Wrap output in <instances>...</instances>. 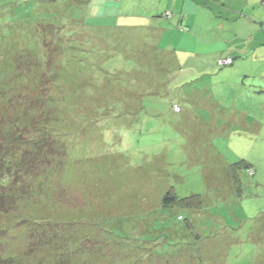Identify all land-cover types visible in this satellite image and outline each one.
<instances>
[{"label":"rangeland","instance_id":"374dc122","mask_svg":"<svg viewBox=\"0 0 264 264\" xmlns=\"http://www.w3.org/2000/svg\"><path fill=\"white\" fill-rule=\"evenodd\" d=\"M64 3L71 11L78 10L71 0H0V40L27 37L29 31L24 24L38 19L35 9ZM90 3L89 25L129 29L145 28L152 22L149 29L140 33L129 29L132 44L145 39L150 45L155 44L160 31L158 49L176 52L180 63L172 51L157 54L154 45L149 51L141 48L135 54L134 79L120 82L110 66L117 53L112 47L107 51L101 46L92 54L80 51L71 54L70 49L61 52L60 56L68 54L69 58L57 60H61L57 80L56 70L48 74L37 71L25 79L17 71L9 72L3 81L0 74V82H5L0 90L11 100L23 93L29 82H50V79L58 82L55 96L62 99L58 106L62 119L56 129L66 133L69 151L66 170L60 169L62 172L53 184L56 195L52 201H56V209L48 210L49 214L60 221H75L69 234L77 231L79 238L98 241L89 245V249L96 250L92 259L100 256L99 262L105 264L106 258L118 259L121 245L134 247L132 239L140 238L150 224L161 227L163 221L154 218L161 216L162 200L168 190L172 188L182 197L199 193L205 200L203 216H208L209 208L210 215H218L211 223L201 224V233L238 225L245 232L239 238L243 243L236 244L227 237L208 241L203 261L264 264V0ZM167 10L172 11L173 17L164 16ZM17 21H23L22 26L11 25ZM177 23L182 27L177 28ZM146 32L150 35L145 36ZM102 34L105 36L108 31L102 30ZM91 35L98 36L90 31ZM12 42L17 44L18 40ZM229 54L234 56V63L218 65V60ZM91 56L101 58V63L93 64V68L102 72L87 68V58ZM56 59L57 56L51 58V63ZM222 61L231 63L229 58ZM8 62L16 61L9 58ZM51 67L56 69L54 64ZM4 68L9 69L7 63ZM117 72L123 74L121 70ZM144 82H151L153 87V82H158L161 91L149 94L154 98H149L148 104L144 100L142 105ZM177 82L190 84L182 86ZM164 86L166 91L162 89ZM192 91L196 93L186 102V94ZM172 97L183 108L173 107L172 111L169 103ZM240 160L248 162L255 174L244 171V197L238 200L231 193L234 185L229 165ZM29 207L28 202L23 204L11 220L8 216L1 223L9 226L13 220H22ZM168 214L169 227L182 229L183 223L177 221L178 212L169 209ZM180 214L186 215L184 211ZM257 217L259 224H253ZM251 223L255 226L249 229ZM166 228L161 231V240L149 239L153 245L159 243L161 251L178 249L179 238L187 237H169ZM129 250L133 252L134 248Z\"/></svg>","mask_w":264,"mask_h":264},{"label":"trees","instance_id":"16d2710c","mask_svg":"<svg viewBox=\"0 0 264 264\" xmlns=\"http://www.w3.org/2000/svg\"><path fill=\"white\" fill-rule=\"evenodd\" d=\"M71 1L76 3L77 11H71L68 4L65 3L35 9L34 12L38 15V19L32 22L26 21L24 24L29 31L27 37L20 39L12 36V38L3 37L0 40L2 81L9 76V72L17 71L23 74V79H25L28 77L26 75L30 77L37 71H45V74H48L50 70H56L54 77L57 80L61 74L59 71L61 69L58 68L61 65V60L66 61L69 58L68 54L67 56H60L61 52L70 49L71 54H76V51L92 54L95 53V48L103 46L104 50L108 51L112 47L114 54L117 53L116 59L111 62V70L120 77V82H128L134 79L132 70L136 62L135 54L141 48L149 51V47L154 45L157 54L172 51L163 49L165 51L163 52L158 49L157 42L159 43V41L157 39H155L156 43L151 45L147 39L142 41H146V44L142 42L132 44L134 40L129 29L140 33L146 28L149 29L151 22L145 28L130 27L128 29L121 26L111 28L110 25L94 27L88 24L91 12L88 7L93 0ZM163 14L166 18L173 17L171 10H167ZM22 23L23 21H17L11 25L17 27L22 26ZM179 23L176 27L181 28L182 25ZM119 28H122V31ZM96 29L100 33H97ZM102 30L108 31V34L104 36ZM90 31L98 36H90ZM146 34L145 36L150 35L148 32ZM15 40H18L17 44L12 42ZM122 42V46H126L125 48L120 46ZM129 47L133 50H129ZM172 52L174 53V51ZM153 55L156 56V54ZM55 56L57 59L51 63V58ZM9 58L16 62L14 64L9 63ZM225 58H230L231 63L224 64L222 60ZM225 58H220L218 65L229 66L234 63L235 59H233L232 54ZM58 59L61 60L57 61ZM87 59V68L90 66L91 70L99 72L100 70L93 68V64H100L99 59L101 58L97 60L91 56ZM107 59L110 61V58ZM76 60L79 62L77 57ZM77 62L75 64H78ZM5 63L9 69L4 68ZM51 64L56 65V69L55 67L50 68ZM22 65L23 69H21ZM117 70L123 71V74L118 73ZM105 72L110 73L109 70ZM166 73L165 71L163 75L166 76ZM1 83L5 82H0V85ZM144 83L146 90L141 94L140 103L142 105L144 100H148V104L150 103L149 98H154L149 94L153 95L161 91L158 82H153L154 87L151 82ZM177 83L183 84L182 86L190 84V82ZM58 86V82H52L51 79L50 82H29V86L23 90V93L17 95L15 100L7 98L5 91L0 90V264H104L99 262L100 256H94L96 258L92 259L93 251L96 250L94 248L89 249V245L99 243L98 241L94 238H79L77 231L69 234L68 231H71L75 221L72 223L60 221L48 212V210L56 209L54 204L56 201H52L56 195V188L53 184L57 180L55 178L62 172L60 169L64 170L67 166L66 157L69 151L65 139L66 133H59L56 129L59 120L62 119L58 113V106L62 99H57L55 96ZM162 89L166 91V86ZM8 90H11V85H9ZM193 93L196 91L186 94V102H190V95ZM199 93L205 94L202 91ZM207 94L209 95V92ZM177 100L176 97L169 99L172 111L173 107L183 108V105ZM245 170L248 171L249 175L255 174V170L245 160L229 165V175L234 185V192L231 191V193H234L238 200L244 197ZM203 197L199 193H191V195L182 197L172 188L168 190L162 200L161 216L154 218L159 222L163 221L161 227L157 223L150 224L149 228L139 236L140 238L132 239L135 241L132 243L134 247L121 245L118 259L106 258L104 261L107 263L105 262V264H118V261L119 264H206L203 261L205 246L211 239L227 237L236 244L243 243L239 238H242L245 232H242L240 225L225 229L214 228L207 234L201 233L203 222L211 223L212 219H218V215H210V208L206 210L208 216H203L202 208L205 203ZM27 202L30 207L24 212L22 220H13L9 226H4V223H1V220L8 216L11 220L20 206ZM34 202H36L35 205H32ZM169 209L178 212L177 221L183 223L182 229L169 227ZM182 211L187 216L181 215L180 212L182 213ZM198 212H201V215ZM259 220L260 217H257L253 224H259ZM166 226L165 232L169 237L173 235L178 238L180 235L187 237L179 238L181 242L178 249L171 247L167 251H161L162 247L159 243L155 242L153 245L154 242L149 239L158 237L157 240H161L159 236ZM254 226L252 225L249 229ZM152 227L155 228V231ZM168 228L169 230H167ZM10 231H13L14 234L11 235ZM156 233L157 235H154ZM157 240L155 239V241ZM249 240L252 242L251 238ZM252 243L255 244L256 242ZM130 248H134L133 252L129 250ZM176 250L179 251V254H176Z\"/></svg>","mask_w":264,"mask_h":264},{"label":"crops","instance_id":"0c3cea01","mask_svg":"<svg viewBox=\"0 0 264 264\" xmlns=\"http://www.w3.org/2000/svg\"><path fill=\"white\" fill-rule=\"evenodd\" d=\"M151 23H152V22H151ZM159 28H160V27H159ZM177 28H178V27H177ZM159 33H160V34H159V38H160V36H161L162 34H161L160 31H159ZM159 38L157 39V41H159ZM172 53H173V52H172ZM174 54H176V53L174 52ZM176 57H177V56H176ZM177 60H178V63H180L178 57H177Z\"/></svg>","mask_w":264,"mask_h":264},{"label":"built area","instance_id":"2783aa9c","mask_svg":"<svg viewBox=\"0 0 264 264\" xmlns=\"http://www.w3.org/2000/svg\"><path fill=\"white\" fill-rule=\"evenodd\" d=\"M169 13V12H168ZM230 59V58H229ZM231 60V59H230ZM231 62V61H230ZM224 63H228V61H224Z\"/></svg>","mask_w":264,"mask_h":264}]
</instances>
